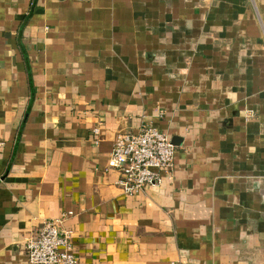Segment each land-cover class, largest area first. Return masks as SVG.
<instances>
[{
  "label": "crops",
  "instance_id": "obj_1",
  "mask_svg": "<svg viewBox=\"0 0 264 264\" xmlns=\"http://www.w3.org/2000/svg\"><path fill=\"white\" fill-rule=\"evenodd\" d=\"M143 122L174 169L125 194ZM56 218L78 264H264V0H0V264Z\"/></svg>",
  "mask_w": 264,
  "mask_h": 264
},
{
  "label": "built area",
  "instance_id": "obj_2",
  "mask_svg": "<svg viewBox=\"0 0 264 264\" xmlns=\"http://www.w3.org/2000/svg\"><path fill=\"white\" fill-rule=\"evenodd\" d=\"M97 140L98 127L92 130ZM109 166L121 173L118 185L132 194L147 185L171 177L174 146L168 136L150 122L138 130L118 132L109 154ZM23 248L27 264H78L71 232L60 227V219L45 220L36 233L26 236Z\"/></svg>",
  "mask_w": 264,
  "mask_h": 264
}]
</instances>
